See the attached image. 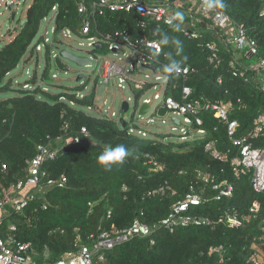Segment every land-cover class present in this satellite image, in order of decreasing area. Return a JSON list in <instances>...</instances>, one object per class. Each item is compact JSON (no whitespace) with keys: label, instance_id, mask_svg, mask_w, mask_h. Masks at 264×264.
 Masks as SVG:
<instances>
[{"label":"trees","instance_id":"obj_1","mask_svg":"<svg viewBox=\"0 0 264 264\" xmlns=\"http://www.w3.org/2000/svg\"><path fill=\"white\" fill-rule=\"evenodd\" d=\"M85 1L89 6L94 0ZM78 2L33 0L24 25L16 28L12 41L0 48L2 190L7 191L26 179L29 163L38 154L40 146L59 152L55 160L43 164L42 171L47 179H66L64 187H49L43 181V188L33 192L36 200L23 211L7 207L1 223L2 234L16 226L15 238L21 243H31L30 255L34 263H57L66 255L77 253L82 245H92L91 237H98L103 230H125L137 220L154 227L170 214L176 203L185 199L192 187L198 192L203 188L199 174L204 173L213 177L216 183L228 182L234 186L233 196L222 201L213 200L215 193L207 187L203 203L189 211V215L209 219L213 225L179 227L174 232L162 228L150 238H135L105 252V260L95 259L94 264H253L250 261L255 251L253 247L260 242L264 226V193L253 191L250 177L237 179L234 176L231 161L237 156L238 148L228 138L226 125L212 114L202 112L203 125L199 127L194 123L191 127L195 132L203 130L204 135H194L191 140L180 143L167 142V135L158 133L141 137L131 133L132 128H140L134 120L123 128L96 107L95 90L81 97L78 92L85 89V85L77 88L75 93L59 95H51L42 88L43 84L54 80L52 50L61 52L66 47L63 32L72 31L79 41L85 38L81 34ZM224 2L226 7L219 10L229 16L234 28L244 29L258 42L260 56L264 58V17L260 15L264 0ZM55 6L56 16L51 19L53 46L48 45L44 50L46 65L39 77L40 53L36 51L37 43L31 46ZM183 15L182 22H174L181 23V31L176 32L172 26L143 19L135 13H97L91 35L97 36L102 45L96 52L108 54L109 45L104 44V37H115L116 33H126L133 43L156 42L160 38L158 33L181 40L179 55L172 46L161 47V52L153 55L156 50L139 45L144 56L164 78L168 75L163 71V65L168 63L166 52H173L183 68L192 70L186 77L169 76L165 96L182 102L183 88L189 87L192 90L190 101L226 106L230 119L239 123L237 137L247 135L253 130L256 118L264 114V95L257 88L259 76L246 71L257 58L227 43L225 32L218 27L212 28L211 20L192 13L195 20L190 25L193 18L187 16V12ZM187 31L197 32L199 38H188ZM209 43L218 47L221 59L218 65L209 60ZM34 57V73L24 86L30 87V83L36 86L35 89L23 88L19 96L1 98L15 91L13 80L8 79L10 74L21 63L29 64ZM235 60L241 71L245 69L243 76L233 75L232 62ZM144 94L145 91L133 88L136 105ZM85 110L100 114L91 116ZM83 129L89 133L88 139L82 133ZM76 138L80 139L79 144L74 142ZM210 142H214L220 152H229L228 163L215 160L205 152V146ZM253 143L256 148H264V135ZM120 144L125 145L131 155L123 164L105 171L98 163V156L106 146ZM162 188L166 189L164 194H151ZM256 201L260 205L259 214L244 227L230 228L223 222L228 209L246 216ZM152 238L154 244L150 243ZM212 249L221 251L211 252Z\"/></svg>","mask_w":264,"mask_h":264},{"label":"built area","instance_id":"obj_2","mask_svg":"<svg viewBox=\"0 0 264 264\" xmlns=\"http://www.w3.org/2000/svg\"><path fill=\"white\" fill-rule=\"evenodd\" d=\"M204 0H186L184 4H188L187 9L188 15L192 17V13L200 14L202 18L211 20L212 28H220L226 34V42L234 46L236 49L246 50L249 56L256 57L257 61L249 65L246 71H252L257 73L259 76L258 89L264 95V58L260 56L258 42L250 37L248 33L238 27L234 28L232 21L224 12L216 9L206 10L203 7ZM6 6L13 5L14 10L20 5V0H6ZM181 0H94L89 6L85 0H79L78 2V14L82 18L81 34L85 37L80 40V46L84 44L82 41H86L89 47L93 48L92 54L96 55V50L99 45H102L101 40L97 36L91 35L92 27L95 25V16L97 13L102 15L104 12H126L135 13L141 18H150L156 23L163 24L166 26H172L175 19V14L178 9L184 8ZM57 12V6L53 7L52 17L54 19ZM264 17V9L260 14ZM193 18V17H192ZM48 18L45 19L47 21ZM195 19L193 18V21ZM169 21L172 23L170 24ZM199 20H196V22ZM53 34L49 38L48 33L40 37L43 40L42 43L37 41L36 51L41 52L45 50L46 46H53ZM185 35L190 39H198L199 34L197 32H185ZM63 39L67 40L76 39L75 34L70 30L63 32ZM122 37V40H118ZM104 44H108V51L118 55L127 48L130 51L129 55L124 54V59H101L100 63V78L105 84H114L120 90H127L130 86L138 91H145V94L150 90L147 89L149 85H153V89L157 90L161 83L162 94H156L151 99H146L145 94L141 100L142 103H146L152 106L153 102L159 103L160 107H164L170 113L181 116L184 118V122L187 126L182 127L181 121L179 125L175 122L172 128L173 132L182 134V141L189 140L194 135H204L203 130L197 132L192 130V125L195 123L197 126H202L203 122L200 118L202 112H208L214 116L221 124L226 125L227 135L234 147L238 148L237 156L232 159L231 167L234 176L237 179L242 177H250V183L253 191L257 194L264 193V148L254 147L253 141L264 135V114H260L255 122L253 130L245 136L237 137L239 123L235 120L230 119V112L226 106L212 103H200L198 101H190L192 90L189 87H184L182 91V102H179L171 97L165 96L166 79L162 75H155L152 72L145 74L143 78H139L136 73L139 72V65L152 64L144 56L139 48V45L146 46L147 48L161 52V47L156 45L155 42L143 40L141 43H133L129 40V36L126 33H116L115 37L107 36L104 37ZM207 48L210 52V62L216 65L221 63L219 57L218 47L215 43L207 44ZM58 52V54H57ZM59 51L52 50L53 59L59 56ZM92 61V58H89ZM93 62V61H92ZM238 62L235 60L232 62L233 75L243 76L244 70L241 71L238 68ZM241 67V66H239ZM185 71H182L177 76L186 77L192 70L185 67ZM144 70H146L144 68ZM147 71V70H146ZM152 81L154 83H152ZM30 88L29 86H25ZM31 89V88H30ZM83 97V95H81ZM133 101V99H129ZM158 108V106H157ZM156 108V109H157ZM109 112V111H108ZM111 112V111H110ZM109 114V113H108ZM111 114V115H110ZM109 116L114 120L115 114L112 112ZM156 119L160 120L163 124L167 123V117L161 119L154 116L148 123L155 124ZM119 122V121H117ZM189 124V126H188ZM193 132V134H191ZM85 138H89V133L86 129L82 130ZM131 133L142 135V137H148V134L143 129H131ZM191 137V138H190ZM76 144L80 143V139H74ZM38 154L31 160L28 167V176L25 180H21L17 185L13 186L14 190H21L24 187H34L35 189H42L43 181H46V186L64 187L66 179L62 178L61 181L48 180L45 172L42 171L43 164L47 160H55L58 157V151L52 150L48 146H40L38 148ZM205 152L209 154L213 159L219 160L223 163H228L229 158L227 154L220 152L214 142H210L205 146ZM6 170V167H3ZM46 179V180H45ZM199 181L202 183L203 188L198 192L195 188H191L190 192L186 195L185 199L176 203L170 214L160 221L154 227H149L147 224L140 220H137L130 228L125 230H118L116 228L112 230H103L100 235L96 238L93 236L92 245H82L77 253L68 254L61 261L53 264H94V260L97 259L100 262L105 260V252L115 249L117 246L126 244L135 238H150L156 231L160 229H167L170 232H174L179 227H190V226H211L213 225L209 219L198 218L189 215V211L194 207L200 206L205 200L206 188L209 187L212 192L215 193L212 199L215 201H222L229 199L233 196L234 186L228 182L216 183V180L204 173L199 174ZM9 190H7L8 192ZM44 191V190H43ZM42 191V192H43ZM165 188L154 191L151 194L159 195L164 194ZM175 192H173V195ZM36 200V195L31 193L25 197L15 199L11 194L4 193L0 200V207L11 206L17 211H23L29 206V204ZM46 208V207H45ZM260 211V205L256 201L252 204L249 210V215L240 216L235 210L228 209L223 217V222L230 228H242L252 219H256ZM1 217H0V264H38L32 261L30 250L32 249L31 243H21L15 238L17 232L16 226H11L5 234L1 232ZM151 244L155 243L152 238ZM254 253L252 254L250 261L253 264H264V226L262 227V235L260 242L255 244ZM221 249H212L211 252H220ZM41 264H52V263H41Z\"/></svg>","mask_w":264,"mask_h":264},{"label":"rangeland","instance_id":"obj_3","mask_svg":"<svg viewBox=\"0 0 264 264\" xmlns=\"http://www.w3.org/2000/svg\"><path fill=\"white\" fill-rule=\"evenodd\" d=\"M9 2L11 0H8ZM6 0H0V48L4 47L5 45L9 44L12 39L14 38L13 34H10V30L13 31L15 34V29L20 28L24 25L27 19V12L29 7L31 6L33 0H20V5L15 8L12 12L9 11L8 7L5 4ZM13 13H15V19H13ZM52 15V14H51ZM51 15L47 21H44L40 27L39 33L35 40L32 43L31 48L37 43L40 37L44 36L45 33H48V37L52 36L53 31V21L51 20ZM84 44L80 46V41L76 39L67 40L65 42L66 47L64 50H67L71 54L78 56V57H86L92 58L93 66L91 67H78L77 65L65 61L66 65L69 67V72L63 73L56 69L54 65L51 68V74L55 75L54 80H50L43 84L42 88L47 90L51 95H59V94H66V93H75L76 89L79 87H83L85 85V89L83 88L82 91L78 92L82 95H88L93 90L96 93L95 105L96 107L100 108L105 113H114L115 121H119L120 117H123L128 123L132 121L133 116V108L134 102L129 101L130 110L127 114L121 113V106L125 101H128L131 98V93L128 90H120L114 84H105L100 78V63L101 59H124L126 55L130 54V51L125 48L122 52L118 55H114V53L109 52L108 54H101V53H94L92 54L93 48L88 46L86 41H82ZM62 51V50H61ZM40 59H39V70L38 75L39 77L44 72V68L46 65L44 59V52L38 51ZM58 54V52H57ZM60 54V53H59ZM254 63V62H252ZM36 65V57H34L29 64L21 63L18 68L13 71L8 79L13 80V89L15 91L3 95L1 98H8V97H16L19 96V91L26 87L24 85L28 84L27 82L32 78V75L35 70ZM145 74H148V71L144 70L142 67V63L139 65V72L136 75L139 78H143ZM82 76L81 82H77V79ZM7 79V80H8ZM39 82L38 84H40ZM152 83H154L152 81ZM31 90L35 89V85L30 84ZM28 88V89H30ZM156 94H162V87L161 83L157 90L151 89L146 94V99L153 100ZM159 103L153 102L151 108V112L146 115L145 117L140 118L138 115H135L134 120L136 124L143 129L148 134L150 133H158L167 135V142H174L180 143L182 142V134L180 133V129L178 132H173L172 128L174 127L173 119L176 118L182 123V127L187 126L184 122V118L181 116L174 115L170 113L167 117V123L163 124L160 120L156 119L155 124L148 123V120H151L152 114L154 110L157 108ZM109 111V112H108ZM111 111V112H110ZM88 115L96 116L99 112L97 111H88L85 110ZM100 114V113H99ZM108 114V117H110ZM111 115V114H110ZM111 118V117H110ZM189 126V124H188ZM138 134V133H136ZM193 134V132H191ZM142 137V135H140Z\"/></svg>","mask_w":264,"mask_h":264},{"label":"clouds","instance_id":"obj_4","mask_svg":"<svg viewBox=\"0 0 264 264\" xmlns=\"http://www.w3.org/2000/svg\"><path fill=\"white\" fill-rule=\"evenodd\" d=\"M203 7L206 10L210 9H224L226 4L224 0H204ZM175 19L182 22L184 15L181 12L175 14ZM171 24L172 22L169 21ZM173 30L176 32L181 31V23L172 24ZM160 38L155 43L159 47H168L172 46L176 55L182 51V42L177 38H170L167 33H158ZM159 49L153 55H158ZM165 57L168 60V63L163 65L164 73L168 74L165 76V79H168L169 76L179 75L182 71L186 69L183 68L182 62L175 58L173 52H166ZM131 155L128 148L123 145H117L115 147L106 146L102 153L98 156V163L105 169V171H111L114 166H119L123 164L127 157Z\"/></svg>","mask_w":264,"mask_h":264},{"label":"water","instance_id":"obj_5","mask_svg":"<svg viewBox=\"0 0 264 264\" xmlns=\"http://www.w3.org/2000/svg\"><path fill=\"white\" fill-rule=\"evenodd\" d=\"M8 9L10 12H12L14 10V6L10 5V6H8ZM13 19H15V13H13ZM54 61H55V66H56L57 70H59L60 72L66 73V74L69 72V67L66 65L65 61H69V62L77 65L78 67H91V66H93V62L89 58L75 56V55L71 54L70 52H68L67 50H62L60 52L59 56H57ZM144 68L151 70L154 73H159L158 68H156L152 64L144 65ZM82 78L83 77L80 76L77 79V82H81ZM133 102H134V108H133L134 112H133L132 120H134L135 115H138L140 118H142V117H145L146 115H148L152 110L151 106L146 104V103L141 104L139 102V104L136 105V102L134 99H133ZM129 110H130L129 102L125 101L121 106V113L125 115L129 112ZM154 116H157L158 118L163 119V118L168 116V110L164 107H161L159 109H155L154 113L152 114V117H154ZM173 121L177 125H179L178 119L174 118ZM127 123L128 122L123 117H120L119 124L123 128H126Z\"/></svg>","mask_w":264,"mask_h":264},{"label":"crops","instance_id":"obj_6","mask_svg":"<svg viewBox=\"0 0 264 264\" xmlns=\"http://www.w3.org/2000/svg\"><path fill=\"white\" fill-rule=\"evenodd\" d=\"M186 2V0H181V3H185ZM184 8H181V9H178V11L177 12H181V13H185L186 14V12H187V16H188V11H187V9H188V7H189V5L188 4H184ZM190 25H193V20L191 19V22H190ZM10 34H13L14 35V33H13V31L12 30H10ZM147 71H148V73H151L152 71L151 70H148V69H146ZM153 74H155V75H160L159 73H154V72H152ZM149 87V89L151 90V89H153V85H149L148 86ZM258 88V87H257ZM130 93H131V98H129V99H134V96H133V87L132 86H130L128 89H127ZM143 98V97H142ZM142 98H141V100H142ZM141 100H140V103H141ZM159 108H161L160 107V105L158 104V108L157 109H159ZM168 117V116H167ZM174 122V121H173ZM141 129V128H140ZM147 133V132H146ZM148 134V133H147ZM150 134H152V133H150ZM150 134H148V135H150ZM191 138V137H190ZM192 139V138H191ZM190 139V140H191ZM27 176H28V170H27ZM3 188H2V184H1V182H0V193H1V195H0V200L2 199V197H3V194L4 193H8V194H11V196L13 197V198H15V199H19L20 197H25V196H27V195H29V194H31V193H33L34 191H35V188L34 187H24L23 189H21V190H14V189H12V187L9 189V191L7 192L6 190H2ZM2 191V192H1ZM7 207H9V206H3V207H0V217H1V219H2V221H3V218H4V216H5V214H6V209H7ZM2 221H1V223H2Z\"/></svg>","mask_w":264,"mask_h":264}]
</instances>
